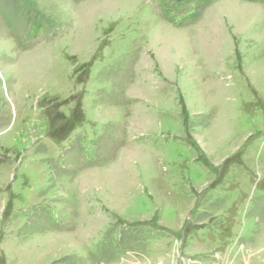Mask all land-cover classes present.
Returning a JSON list of instances; mask_svg holds the SVG:
<instances>
[{
	"label": "rangeland",
	"instance_id": "1",
	"mask_svg": "<svg viewBox=\"0 0 264 264\" xmlns=\"http://www.w3.org/2000/svg\"><path fill=\"white\" fill-rule=\"evenodd\" d=\"M0 264H264V0H0Z\"/></svg>",
	"mask_w": 264,
	"mask_h": 264
}]
</instances>
